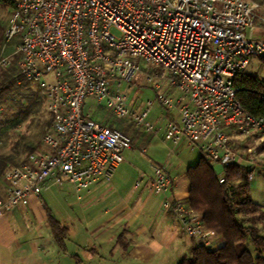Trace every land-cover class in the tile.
Wrapping results in <instances>:
<instances>
[{
  "label": "built area",
  "instance_id": "1",
  "mask_svg": "<svg viewBox=\"0 0 264 264\" xmlns=\"http://www.w3.org/2000/svg\"><path fill=\"white\" fill-rule=\"evenodd\" d=\"M12 2L4 39L8 43L19 37V45L7 55L2 49L0 70L7 69L16 55L22 81L43 93L52 122L41 140L42 149L5 170L0 218L51 184L67 181L80 198L94 184L111 182L132 141L101 118H91L85 111L88 99L111 120H127L154 134L161 130L164 142L174 149L185 144L222 168L241 165L237 150L246 140L264 141V119L242 108L234 86L252 60L264 62L260 4L246 0ZM49 71L53 81L41 83ZM138 75L147 86L160 89L168 83L171 91L181 94L177 99L157 98L159 107L176 112L158 129L146 125L154 103L134 109L120 91L123 83ZM247 153L253 164L251 149ZM152 169L151 189L165 196L162 210L176 218L192 243L212 248L202 215L186 201L168 196L174 179L164 165ZM219 183H224L223 176Z\"/></svg>",
  "mask_w": 264,
  "mask_h": 264
},
{
  "label": "crops",
  "instance_id": "2",
  "mask_svg": "<svg viewBox=\"0 0 264 264\" xmlns=\"http://www.w3.org/2000/svg\"><path fill=\"white\" fill-rule=\"evenodd\" d=\"M124 161L117 166L111 183L100 181L81 192L80 198L73 191L77 203L61 214L74 226V234L70 238L69 229L55 217L47 199V194L54 187L59 189L67 181L60 185L51 184L48 190L31 196L27 204L6 212L0 218V264H65L67 259H74L76 264H80V258L74 251L87 236L97 242L105 254L107 249H102L104 246L122 247L127 257L145 264H149L154 257L153 250L158 253L164 248L175 247L178 241H181L180 250L183 244L191 248L192 242L182 233L176 218L162 210L165 196L151 189L154 171L149 177L136 172L131 183H125L123 174L118 171ZM241 165L252 169L246 160ZM167 173L174 179L168 196L187 201L186 177L181 180L170 171ZM136 182H139L138 187ZM4 192L3 184L0 186V197H5ZM50 217L66 230L64 249H60L55 242ZM87 247L84 244V248ZM88 252L92 257L98 254L96 249Z\"/></svg>",
  "mask_w": 264,
  "mask_h": 264
},
{
  "label": "rangeland",
  "instance_id": "3",
  "mask_svg": "<svg viewBox=\"0 0 264 264\" xmlns=\"http://www.w3.org/2000/svg\"><path fill=\"white\" fill-rule=\"evenodd\" d=\"M246 1L258 3L264 8V0ZM10 13L11 9L0 3V28L3 27L4 30L6 29ZM1 41L0 54L2 53V49H4V55L13 53L19 45V37H15L10 43L4 42L5 39L4 41L1 39ZM11 65L17 68L16 55L12 56ZM4 71L6 72V70ZM4 71H0V74ZM52 75V72L49 71V74L41 79V83L52 82ZM245 75L264 81V62L261 64L252 60L251 64L245 71ZM14 77L16 79L18 76L15 75ZM20 87L22 88L20 89ZM120 91L128 97L127 102L129 105L133 106L134 109H141L142 107H147L148 103H154L153 109L146 120V125L155 124L156 129L162 127L169 117L176 115L175 111L168 112L159 107L155 103L157 98L160 95H169L170 97H173V99L181 97L179 92L170 90L168 83H163L160 89H156L155 84L150 86L145 85L143 76L141 75H138L131 83H123ZM32 93L37 94L38 96L36 99V106L35 108L33 107L34 113L32 116L25 117L20 114L19 105L24 103L25 105L23 108L27 107L28 103L26 104V96L31 95ZM85 105V111L90 114L91 118L105 119L108 117L111 120L110 116L104 111L97 112L92 100H86ZM159 118H161V120L156 122ZM48 121H51V116L45 108V98L43 93L37 86L27 85L22 81L20 82V79L17 78L15 84L12 85L11 91L7 94L4 101L0 103V139L3 142V145H0V148H5L3 151L9 152V150L13 148L10 142L13 141L15 143V141H20L22 138H28V141L35 143V138H33V136L42 131L43 129L41 130L39 126ZM126 123L128 125L130 124L129 121ZM130 128L131 132H126V134L130 137L133 147L132 150L123 152L126 161H124L118 169L119 173L123 174L122 177H124L125 183H131L134 173L136 172H142L147 177L152 176V164L156 166L164 165L166 171H170V173H173L182 180L186 177L187 170L190 167L195 166L199 160L200 152L197 149L187 148L185 144L174 149L169 142H164L163 134L159 130L154 134L134 125H131ZM17 135L18 138L16 137ZM6 136L10 137L8 140L9 142L7 141V143ZM42 136L40 137V144L36 151L42 149ZM246 141V143L244 142L245 144L239 147L237 153L241 156L243 161H248V149H251L252 151L254 163L250 164L252 165V170L254 172L249 185V193L252 202L264 208V141L262 142L260 140L251 139ZM171 150L173 152L169 154ZM16 151H21V146H18ZM24 157V155H21L19 158L21 160ZM214 171L217 175H220L222 171L221 166L214 164ZM47 199L49 200V207L53 210L55 217L62 222V225L69 229L70 238L72 234H74V226L69 220L67 221L64 219L61 214L64 213L63 211L71 210L69 206L77 203L76 197L73 194L72 186L69 183L64 182L59 189L54 187L47 194ZM255 226L258 228L259 233L264 236V218L257 219ZM210 237L213 248L219 247L222 244L221 240L214 234L211 233ZM180 243L181 241H178V243H175V247H169L168 249L164 248L158 253L153 250L152 253L154 254V257L152 256L149 264H178L183 258H188L190 256V248L185 247V244H183V249L180 250ZM84 244L88 247L84 248ZM98 246L99 244L89 236L82 240L74 251V253L80 258V264H145L127 257L126 252H124L122 247L116 249L110 247V245L104 246L102 249H107L105 254ZM90 249H96L98 254L95 257L90 256L88 252ZM67 260L68 261H66L65 264H76L74 259Z\"/></svg>",
  "mask_w": 264,
  "mask_h": 264
},
{
  "label": "trees",
  "instance_id": "4",
  "mask_svg": "<svg viewBox=\"0 0 264 264\" xmlns=\"http://www.w3.org/2000/svg\"><path fill=\"white\" fill-rule=\"evenodd\" d=\"M0 3L8 6L12 11V0H0ZM4 31L1 27L0 45L1 39L4 41ZM16 69L10 65L7 69L0 70H6L0 74V103L11 91L16 79L22 81L19 70ZM15 75L18 76L16 79ZM234 86L238 89L237 99L242 108L247 113L264 119V99H261V94L264 93V81L244 73L235 78ZM37 97L34 93L27 95V107L23 108L25 104L21 103L20 114L25 117L32 116ZM101 119L107 127L119 129L125 134L131 132L130 127L134 125L131 122L128 125L126 120H110L108 117ZM51 121L39 126L43 130L33 136L35 143L28 141V138H22L15 143L10 142L13 148L9 152L3 151L5 148H0V186L4 184L3 174L9 166L21 165L30 154L36 151L40 144V137L47 132ZM6 137L7 143L10 137ZM16 137L18 138V135ZM0 141L2 146L3 142L1 139ZM18 146H21V151H16ZM21 155L25 157L20 160ZM251 173L250 168L234 165L222 168L221 174L217 175L214 164L201 155L196 165L187 170L188 198L186 202L190 208L202 215L205 228L217 236L222 244L216 248H199L192 243L190 256L183 258L178 264H264V236L255 226L257 219L264 218V208L251 200L249 193ZM220 176L224 177L222 184L219 183ZM49 222L56 244L60 249H64L66 230L62 229L52 217Z\"/></svg>",
  "mask_w": 264,
  "mask_h": 264
}]
</instances>
